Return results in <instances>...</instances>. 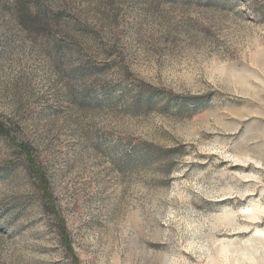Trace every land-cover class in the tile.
<instances>
[{"label":"rangeland","instance_id":"rangeland-1","mask_svg":"<svg viewBox=\"0 0 264 264\" xmlns=\"http://www.w3.org/2000/svg\"><path fill=\"white\" fill-rule=\"evenodd\" d=\"M0 123V264H264V0H0Z\"/></svg>","mask_w":264,"mask_h":264},{"label":"trees","instance_id":"trees-1","mask_svg":"<svg viewBox=\"0 0 264 264\" xmlns=\"http://www.w3.org/2000/svg\"><path fill=\"white\" fill-rule=\"evenodd\" d=\"M0 134L2 135V136H4V137H7V135H8V133L5 131V129L2 127V124L0 123ZM37 178H38V180L40 181L41 180V175H37ZM44 193H45V191H44ZM45 195L47 196V194L45 193ZM47 202H48V198H47ZM47 208H48V210H50V213L52 214V216H55V213L53 212V209L51 208V207H49V203L47 204ZM56 220V219H55ZM57 224H59V227H60V233L63 235V242H64V244H65V246H66V249H67V251H68V253L72 256V262H73V264H76V258H74V256H73V253H72V249H71V247L69 246V244L66 242L67 240H66V235H65V231H64V229H63V225L59 222V221H57Z\"/></svg>","mask_w":264,"mask_h":264},{"label":"bare ground","instance_id":"bare-ground-1","mask_svg":"<svg viewBox=\"0 0 264 264\" xmlns=\"http://www.w3.org/2000/svg\"><path fill=\"white\" fill-rule=\"evenodd\" d=\"M264 242V241H263ZM256 247V246H255ZM250 260V259H249ZM256 263V262H255ZM260 264V263H259Z\"/></svg>","mask_w":264,"mask_h":264}]
</instances>
